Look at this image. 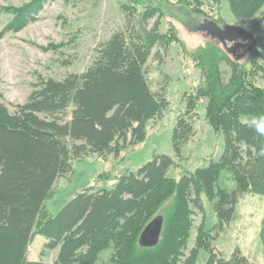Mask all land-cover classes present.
Returning a JSON list of instances; mask_svg holds the SVG:
<instances>
[{
	"label": "trees",
	"instance_id": "16d2710c",
	"mask_svg": "<svg viewBox=\"0 0 264 264\" xmlns=\"http://www.w3.org/2000/svg\"><path fill=\"white\" fill-rule=\"evenodd\" d=\"M47 1L28 0L20 7L2 9L11 16L5 30L24 29ZM149 1L120 0L124 31L114 32L95 49L83 73L41 81L14 111L0 101V264H40L26 260L35 235L46 239L43 250H58L53 264H96L105 250H110V264H178L193 227L191 206L200 207L203 197L216 223L198 226L195 245L182 264H199L201 252L208 253L204 264H250L238 250L228 258H216L210 242L213 233L233 221L243 194L264 197V156L258 154L264 136L247 127L248 117L264 114V89L255 84L258 72L264 75V37L255 38L251 50L261 64L248 68L236 61V54L213 44L187 51L173 26L160 33L162 4L152 6ZM211 1L219 7L220 0ZM226 1L236 23L247 24L256 16L255 27L264 23V0ZM177 2L191 13L203 14L200 0ZM172 43L181 46L200 80L184 95L183 112L171 132V149L182 160V147L193 135L190 117L204 100L205 121L223 139L218 160L175 179L168 176L175 160L153 154L135 172L118 175L111 189L83 190L55 214L49 213L45 203L52 188L58 178L73 171L74 160L110 154L117 158L145 141L147 126L169 104L162 94L151 91L145 66L154 48L167 50ZM155 56L159 57L157 52ZM222 64L229 68L226 80ZM222 173L229 175L232 189L221 185ZM104 177L108 175L98 176ZM156 221L159 234L149 245L141 235ZM259 236L264 242V216Z\"/></svg>",
	"mask_w": 264,
	"mask_h": 264
},
{
	"label": "rangeland",
	"instance_id": "374dc122",
	"mask_svg": "<svg viewBox=\"0 0 264 264\" xmlns=\"http://www.w3.org/2000/svg\"><path fill=\"white\" fill-rule=\"evenodd\" d=\"M177 1L169 0L165 4L160 0H150L149 3L152 6L162 4L159 5L162 13L160 33H166L173 26L187 51L206 44H213L227 51L236 43L219 40L211 36L210 31L204 30L203 26L208 25L211 20H217L221 30L239 26L255 38L264 37V23L260 22L257 27L254 25L259 16L240 25L231 15L226 0H220L219 7L211 0H200L202 15L189 12L184 4ZM191 1L195 3L196 0ZM27 2L28 0H0V101L10 112L14 111L15 106L23 104L41 81L48 78L61 80L69 74L83 73L92 63L95 49L114 32L124 31L126 27L120 0H49L34 22L16 33L6 31L5 26L11 16L2 12V9L20 7ZM155 19L149 20L148 28L153 26ZM57 44L63 46L56 50L50 48ZM156 52L158 58L155 56ZM244 52L243 48L234 49L232 55H237L236 61L241 66L248 68L253 63L261 64L252 51ZM232 56L230 55L231 59ZM262 66L264 68V64ZM145 67L151 91L166 98L169 103L167 109L147 126V137L142 144L125 149L117 158L110 154L105 158L89 155L74 160L73 171L58 178L52 188L45 203V209L49 213L55 214L83 190L111 189L118 175L126 171L135 172L150 161L153 154L167 155L175 160L176 166L168 172V176L175 179L208 165L210 161L218 160L222 154L223 139L205 121L204 100H199L190 117L193 135L182 147V160L175 158L171 149V132L176 118L183 112L184 95L193 91L200 80V72L183 55L181 46L172 43L167 50L154 48ZM220 69L222 78L226 80L230 74L229 68L222 64ZM255 84L264 89V75L261 72H258ZM99 175L108 177L100 179ZM222 175L221 185L232 189L234 184L229 175ZM199 204L200 207L191 206L193 227L184 257L195 245L198 226L204 223V227L209 228L216 223L210 203L203 197ZM235 210L233 221L222 231L213 233L210 242L212 253L216 258H228L238 250L250 264H264V242L259 236L264 216V197L243 194ZM46 242L44 237L35 235L27 247L26 260L53 264L58 250H43ZM109 254L110 250L102 251L96 264H110ZM207 256L208 253L201 252L199 264H204ZM184 257L178 264H182Z\"/></svg>",
	"mask_w": 264,
	"mask_h": 264
},
{
	"label": "water",
	"instance_id": "95a60500",
	"mask_svg": "<svg viewBox=\"0 0 264 264\" xmlns=\"http://www.w3.org/2000/svg\"><path fill=\"white\" fill-rule=\"evenodd\" d=\"M207 25V24H206ZM211 27V36H215L219 40H226L229 42H237V43H246L245 52L247 53L253 50L256 46V39L250 33L246 32L242 28L238 27H225L223 30L219 29L218 26L213 23L209 22ZM204 30L209 31V28L203 26ZM224 45V41H222ZM238 59V58H237ZM160 223L155 222L150 228H146V230L141 235V239L145 238L147 244L152 245L156 242L157 236L159 234Z\"/></svg>",
	"mask_w": 264,
	"mask_h": 264
},
{
	"label": "clouds",
	"instance_id": "9594fccd",
	"mask_svg": "<svg viewBox=\"0 0 264 264\" xmlns=\"http://www.w3.org/2000/svg\"><path fill=\"white\" fill-rule=\"evenodd\" d=\"M247 127L254 130L258 135L264 136V114H256L248 117ZM258 154L264 156V148Z\"/></svg>",
	"mask_w": 264,
	"mask_h": 264
},
{
	"label": "flooded vegetation",
	"instance_id": "af4514ba",
	"mask_svg": "<svg viewBox=\"0 0 264 264\" xmlns=\"http://www.w3.org/2000/svg\"><path fill=\"white\" fill-rule=\"evenodd\" d=\"M206 27L209 28V31L212 30L210 25H206ZM240 46H243V47H240ZM245 46H246V43H237L236 42V43L232 44L228 50H229V52H232V54H233L234 49L235 50L241 49V48L245 49Z\"/></svg>",
	"mask_w": 264,
	"mask_h": 264
}]
</instances>
